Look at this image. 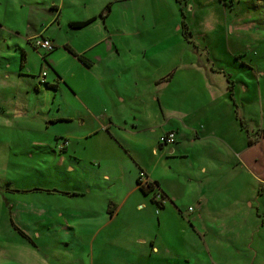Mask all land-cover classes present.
<instances>
[{
  "label": "rangeland",
  "instance_id": "374dc122",
  "mask_svg": "<svg viewBox=\"0 0 264 264\" xmlns=\"http://www.w3.org/2000/svg\"><path fill=\"white\" fill-rule=\"evenodd\" d=\"M38 1L41 3L37 4ZM50 1L53 0H47ZM109 1L110 28L116 46L107 59L109 68L114 69L104 72L102 62L94 71L80 68V60L64 43L79 49L90 44V37L83 38L72 29L65 32L57 22H49L53 13L46 1L0 0V19L9 30L22 29L26 33L31 21L32 27L49 26L45 31L56 34L58 47L48 53L51 65L44 68L45 78L51 84H58L59 75L63 76L57 88L48 87L40 74L42 57L33 51L32 71L28 68L18 71L20 49L7 47L4 55L8 59L0 58V264H264V139L261 138L264 135V0H77L76 5L67 3L62 23L65 25L70 17L98 13ZM45 17L41 26L40 21ZM186 27L192 33L188 37L183 31ZM38 36L44 35L33 37ZM1 46H5L2 41ZM195 46L201 50L205 47L210 60L206 55L201 57ZM242 48L240 55L233 54ZM155 52L165 54L161 68L167 56L173 55L180 58L184 55V61L193 62L194 67L208 62L211 69L213 62L217 69L222 68L226 76L216 75L215 84L225 88L230 84L228 77L233 81L239 110L251 132L249 137L256 143L245 148L244 137L236 135L232 143L238 153L233 152L231 161L232 149L227 151L218 145L205 149L217 154L223 151L224 154L215 157L218 161H213V156L202 157L200 151L182 157L160 150L159 156H155L150 147L134 154L149 172L153 173V167L158 166L157 176L174 202L168 203L167 208L172 207L175 213L161 212L160 220L158 211L164 208L157 207L151 191L149 195L142 193L149 200L143 209L137 208L140 201L135 198L116 219L110 217L105 227L99 228L103 222L99 218L100 222L86 226L81 233L78 225L73 233L72 215L67 214L69 222L64 217L56 219L55 211L61 207V199L56 203V196L40 189H63L68 182L74 185L87 180L93 188L102 190V174L110 165L124 162L128 154L120 149L114 154L110 152L112 141L105 129L86 140L73 137L85 130L94 131L100 125L101 119L96 122L86 109L87 104L95 109L101 104L102 94L95 89L97 81L104 80L108 73L115 74L108 78L113 80L111 84H102L106 89L102 101L109 96L116 101L119 88H131L130 81L123 84L125 72L119 74L124 66L134 67L125 59L127 53H132L130 59H139L140 53L149 56ZM40 53L45 55L43 50ZM140 60L139 73L157 69L148 58ZM7 71L11 72L9 76ZM205 83L208 78L194 70L185 94L196 109L197 103L207 98ZM246 84L247 91L243 87ZM138 91L144 93L142 99L146 100L144 118L153 122L160 116L152 99L154 89L146 80ZM182 91L178 90V98H183L179 94ZM223 94L215 93L214 97L226 101ZM65 118L68 120H62ZM244 131L247 133V128ZM62 134H69L73 142L79 143L82 163L71 157L63 158L62 146L58 144L61 138L57 137ZM131 136L135 143V135ZM156 137L154 133L150 136L154 145ZM208 141L204 140V144ZM107 153L112 155L105 156ZM129 158L120 166H136L135 158ZM119 183V180L105 183V191L109 194L120 191L123 195ZM157 189L163 192L161 187ZM9 200L17 204L13 210L15 218L7 204ZM176 206L181 207L182 214L179 215ZM51 220L53 224L49 227L37 224ZM60 223L62 226L57 227ZM16 224L29 231V239L14 229ZM94 235L98 236L96 249L92 250ZM148 236L158 237L159 251H153L149 242L143 243L142 239ZM99 242L104 244V251L98 249ZM182 244L192 248L189 249L191 261L177 253L175 245Z\"/></svg>",
  "mask_w": 264,
  "mask_h": 264
},
{
  "label": "crops",
  "instance_id": "0c3cea01",
  "mask_svg": "<svg viewBox=\"0 0 264 264\" xmlns=\"http://www.w3.org/2000/svg\"><path fill=\"white\" fill-rule=\"evenodd\" d=\"M43 1H46V3H48L47 0ZM36 3L39 4L41 3V1H38ZM67 3L76 5L77 0H53L48 3L51 7V12L53 13L49 22H51L52 24H55V22H57L59 28H64L65 32H70V29H72L76 30L78 32L77 34L82 36L83 38L89 36L91 40L90 44L79 49L75 48L72 44L70 45V43H64V45L68 49L69 47H71L74 50V52L71 50H69V52L80 60L81 63L79 65L82 70H87L86 68H88L89 70L92 69V71H94L95 68H97L98 63L102 62L105 66H103L102 69L104 72H106L109 68V61H107V59L113 53L114 47L116 46V43L113 41L114 33L110 28L109 21L110 16L112 15L111 1H109L104 7L99 9L98 13H86L81 15L80 17H70L64 25L62 23V19L64 16V9L67 6ZM90 18L95 19L86 26L72 27L70 25V23L73 21H84ZM45 20L46 17L41 19V26L43 25ZM28 25L31 28L28 29L26 33L22 29H13V31L9 30L5 26V23H3V21H1L0 19V58L8 59L6 57L7 55H4V50H6L7 47L10 48L12 46L15 49H20L22 54L21 65L18 71H24L25 68H28L29 71H32V69L34 68L31 63L30 53L31 51L36 52L42 57V60L45 61L40 62V68L42 71L40 70L41 72H39L43 75V72H46V70H44L45 66L51 65V63L47 58L48 55L44 56L40 53L41 51L39 52V50L34 47L31 37L37 36V34L50 37L56 45L55 49L58 47L57 40L59 39L57 38L54 32L50 31L48 33V31H45L49 29V26H45L44 28L40 29L38 27L35 28L32 27L34 24L31 21L28 23ZM83 29H85V31ZM5 31L9 32L5 34ZM94 33H96V35L93 38L92 36ZM1 41L4 43V47L1 46ZM11 42L13 45L10 44ZM98 46H101V48L103 49L101 51H95L94 48ZM116 48L118 49V47ZM195 49L201 57L206 55L210 60V52H208L205 47H202L203 50H201L199 47L195 46ZM243 50V48L238 49L233 54L235 56H238ZM117 52V54H122L120 51ZM163 53L164 52H155L150 54L149 56H147V54L143 55L140 53L137 56L139 57V59H130V57L128 56H132V53H127L125 59L128 60V63L134 65V67L124 66L120 70L121 73L119 74H123V72H125L123 84L125 82L130 81L132 89L130 88L128 90H122V88H119L120 90L118 89L119 93L116 97V101H114L113 98L109 96V98L104 99L106 101L103 102L102 96L103 94H105L106 89L102 84L104 83L105 86L107 85V83L111 84L113 80L108 78L111 75L115 76V74L108 73V76L104 80H102L101 82L97 81L95 89L98 92H101L102 94L100 97L101 104L97 107V109L87 104L88 106L86 105V109L88 108L87 113H89V115H91L96 122L101 119L100 125H94L96 126V129L94 131L85 130L84 132L82 131L81 133H78L79 135H76V137H73L74 139L86 140V138L88 139L94 136V134L100 132V130L105 129L107 131H105V133L112 141V147L110 152L114 154L118 149H120L124 154H128L129 157L131 156L135 158L136 166H134V164L120 166L122 164H125L124 162L130 160L128 156L124 162H121L122 164L114 163L110 165V167H108L106 170L107 172L102 174V182H104L102 183V190L93 188V185H91L90 181L87 180H80L74 185L71 184V182H68L65 188L63 189H40L41 192L47 190V194H52L56 196V203L58 200L61 199L62 205L61 207H58V209L55 211L56 219L59 221L60 217H64L67 220L66 222H69V217H67V214L72 215L73 219L75 220L72 224L74 231L73 233H75L78 225L79 231L81 233L84 231V228L86 226L92 227L96 223L100 222L98 220L99 218H102L103 221L101 222L102 226H100L99 228L101 229L102 227H105L109 219H111L110 217L116 219L118 214H120L121 211L124 209V206L126 204H131L135 198H138L140 201L137 203V208L143 209L149 200L147 198H144L142 196V193L145 195L149 194L144 193V191H142L140 185L138 184V176L142 170H144L148 174V176L153 182H157L158 184L156 185L161 187L163 190L162 193L165 196V201L162 202V204L154 200L152 197V200L157 203V207L164 208V210L158 211L160 214L159 219L161 220V212H165L166 210H170L172 214L175 213V210L172 207L167 208L168 203L174 202L170 194L165 190V188H163L160 179L157 176L156 170L158 166L153 167V173H151L145 167L141 159L136 157L134 154L144 152L150 147L152 148L151 151L155 156H159L160 150H163L165 153L168 154L172 153V155H178L182 157L191 156V152L194 154L200 151L203 152L202 157L213 156L214 158L212 160L218 161L215 157L219 154H224L223 151L217 149L219 150V154H217L215 152H212L211 150H205L208 148H213L215 147V145H218L220 147H223L224 149H227V151H229L228 149H232L231 159H229V161H231L233 158V152L238 153V150L233 146L232 143L234 140H236V135L244 137L243 147L245 148L251 147L256 143L252 141V137H249V134L251 132L249 131L248 125L244 119L245 117L239 110V104L235 97V87L233 81H231L228 77V82L230 84H228V86H226L225 88H219L215 84V80L217 79L216 75L219 74L226 76L225 71L222 70V68L217 69L213 62L211 64V69H209L208 62L203 64L206 67H204L203 65H200L199 67H194L193 62L184 61L186 59L184 55L182 56V58L176 55H166L167 61L165 63V66L161 68L162 64L165 62V60L162 59L165 58V54ZM80 56L85 57L89 64L87 65L85 62H83L80 59ZM146 58L151 61L152 66H157V69L152 72L150 71L145 73H139V66L142 65L140 63V59ZM155 61H158L157 65L155 64ZM7 64V66H10L11 63L8 62ZM109 69L113 70L114 68ZM194 70L197 71L198 74L202 75L203 77L206 76L208 78V83H205L207 98L206 100H201L197 103V109L194 108L195 106H193L191 101L187 100L185 94L186 87L192 83V74ZM7 73L8 76L9 74H11L10 71H7ZM205 73L207 75H205ZM42 77L43 79L47 77V72L46 76ZM62 78L63 76L59 75V83L60 79ZM146 80H148V83L152 85L154 89V91L151 92L153 93L152 99L155 101L157 113L160 115L156 118V120H153V122L144 118V113H147L145 109L146 100L142 99L144 93H140L138 91L139 85L143 84V82H146ZM43 81L41 82L43 83ZM44 83L48 85V87L53 88H57L59 85V83L51 84L49 80H46V78ZM232 83L233 89L230 92V85ZM243 87L244 90L247 91V84L243 85ZM36 88L38 89L37 84ZM177 89L179 91L183 90L179 93L181 96H183V98L177 97ZM215 93H224L223 95L227 96V98H225L226 101L219 98H215ZM228 95L231 97V101L229 100ZM175 96L176 100L171 101V98ZM231 103H233L234 106H232ZM194 105H196V103ZM127 107L129 108L128 112H126ZM140 115H142V117H140ZM62 120H68V118ZM88 126L91 127V125ZM245 128H247V133L244 131ZM170 131L176 132V142L173 144H162L160 142V137ZM152 133L156 134L157 136V142L155 145L151 143L150 136H152ZM245 133L247 138L245 137ZM143 134H146L148 136L146 137L148 140L145 137H142L144 136ZM62 135L63 136L57 135L58 138H61L59 141H57L59 146H62L61 152L64 156L63 158L67 160L68 157H71L72 160H74L76 163H82L83 157H81L82 155L80 156L78 146L79 143L73 142L71 140L72 137H70L69 134ZM131 135H135V143L132 141L133 137ZM261 138L264 139V135ZM206 139H209V141L206 142L205 145L204 140ZM133 144H136L137 146ZM108 145L110 146V143ZM111 155L112 154L107 153L105 156ZM92 158L96 159V157H91L90 159ZM239 162L240 161H238L237 163ZM98 165L99 167H101L102 162L98 163ZM118 180L120 182L119 184L123 188V195H120V191L118 193L115 192L111 194L105 191V188L107 187H104L105 183H114ZM25 191L28 192L31 190L25 189ZM51 191H53V193ZM36 198L39 199L37 196ZM30 203L31 202H28V204ZM7 204L11 206L10 208L12 218H15V213L13 210L17 206V204L15 202H11L10 200L7 201ZM32 207L34 208L36 206H33L32 204ZM176 209L179 212V215L183 213V210L180 206H176ZM157 210H159V208ZM160 220L159 222L161 224ZM13 222L16 223L17 221L13 220ZM26 224L29 225V223L27 222ZM37 224H39L40 227H49L53 224V221L51 220L50 223L41 222ZM60 225L62 226V223L58 224L57 227H59ZM15 227L14 229H16L17 231L22 230L26 235L30 234L25 227L19 226L18 224H16ZM97 232L99 235V231ZM95 233L96 232H94V234ZM159 233L160 229L156 235L158 236ZM98 235H94V239L92 242V250L96 249L95 243ZM147 238L148 239L145 240L142 239L143 243L149 242L153 251H159L160 248L158 245V237L155 238L148 236ZM105 239L106 237L104 236L103 241L106 243ZM103 246L104 244L99 242L98 249H102ZM175 247L177 248V253L179 252L180 258H185V260L187 261L192 260L189 253V249L192 248L185 246V244L179 246L175 245ZM102 251L104 250L102 249ZM194 257L199 258L197 255H194Z\"/></svg>",
  "mask_w": 264,
  "mask_h": 264
},
{
  "label": "built area",
  "instance_id": "2783aa9c",
  "mask_svg": "<svg viewBox=\"0 0 264 264\" xmlns=\"http://www.w3.org/2000/svg\"><path fill=\"white\" fill-rule=\"evenodd\" d=\"M32 43L34 44L37 50H40V51L43 50L45 51V53L53 51L56 47L53 40L46 36L33 37ZM45 75H46V72H43V76ZM176 140H177V137L174 131H170L160 137V142L162 144H173L176 142ZM138 184L140 185V187H144L147 190L151 189V191H154L153 199L156 200L157 202L162 203L165 201L164 194L160 190L157 189L158 186L156 185V183L151 180V178L148 176V174L144 170H142L139 173Z\"/></svg>",
  "mask_w": 264,
  "mask_h": 264
},
{
  "label": "trees",
  "instance_id": "16d2710c",
  "mask_svg": "<svg viewBox=\"0 0 264 264\" xmlns=\"http://www.w3.org/2000/svg\"><path fill=\"white\" fill-rule=\"evenodd\" d=\"M95 18H90V19H87V20H84V21H73V22H71L70 23V25L72 26V27H83V26H86V25H88L89 23H91L93 20H94ZM184 26H187L185 23H184ZM183 31H184V34H185V37H188V35H190V33H191V31L188 29L187 30V27L185 28V29H183ZM192 34V33H191ZM47 37V36H46ZM69 50H71V51H73L74 52V50L71 48V47H69ZM52 52V51H51ZM48 53H50V52H47V53H45V55L44 56H46V55H48ZM80 59L83 61V62H85L87 65L89 64L88 63V61H87V59L85 58V57H83V56H80ZM50 85V84H49ZM54 86H56V85H54ZM233 86H231L230 85V92L232 91V88ZM156 184H158L157 182H155ZM141 189H142V191H144V193H146V194H149L150 192H151V189L149 190H147L146 188H144V187H140ZM162 204V203H161ZM24 236H26L28 239L30 238L28 235H26L22 230H19Z\"/></svg>",
  "mask_w": 264,
  "mask_h": 264
},
{
  "label": "bare ground",
  "instance_id": "6f19581e",
  "mask_svg": "<svg viewBox=\"0 0 264 264\" xmlns=\"http://www.w3.org/2000/svg\"><path fill=\"white\" fill-rule=\"evenodd\" d=\"M50 38V37H49ZM34 45V44H33ZM35 47V46H34ZM36 48V47H35ZM40 51V50H39Z\"/></svg>",
  "mask_w": 264,
  "mask_h": 264
}]
</instances>
